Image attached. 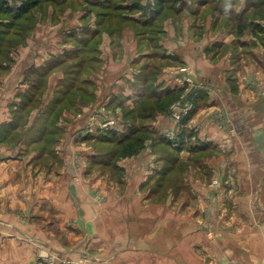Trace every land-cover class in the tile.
Instances as JSON below:
<instances>
[{
  "label": "crops",
  "instance_id": "obj_1",
  "mask_svg": "<svg viewBox=\"0 0 264 264\" xmlns=\"http://www.w3.org/2000/svg\"><path fill=\"white\" fill-rule=\"evenodd\" d=\"M185 1L199 3L196 24L167 26L148 95L129 70L71 90L34 37L27 60L12 49L0 61V264H264V35L246 9L235 32L208 17L202 30L206 2ZM103 80L125 115L98 101ZM172 99L194 106L179 124ZM147 101L136 119L156 144L119 153ZM106 139L113 152L93 146Z\"/></svg>",
  "mask_w": 264,
  "mask_h": 264
},
{
  "label": "rangeland",
  "instance_id": "obj_2",
  "mask_svg": "<svg viewBox=\"0 0 264 264\" xmlns=\"http://www.w3.org/2000/svg\"><path fill=\"white\" fill-rule=\"evenodd\" d=\"M5 1L8 8H12V15L15 14V11L22 4L35 5L29 16H21L19 20L8 21L4 16H0V46L16 50L17 54H15V58L27 60L28 55L25 52L31 47L27 46L28 49L24 51L22 47L26 41L27 43L33 41L32 37L38 38V40H43L49 44L48 48H45L44 51L43 48L39 49L45 56L47 53L54 56V59L49 64L55 63V60L59 61L66 58L64 62L66 61L67 64L63 65L62 61L59 62L60 64H56L55 70L59 71H53L55 72L53 78L66 76L67 81L65 83L70 84L71 90H76L83 84L88 85V83H93V87H95L96 83L93 81L87 83L82 81L84 77H89L90 74L97 73L98 75H104L115 73L119 76L125 75L126 71L129 70V72L133 71V73L137 74L138 82L136 85L139 86L140 91L147 90V95L153 90L154 85L152 82L155 76L162 71L161 63L165 62L162 60H166V51L163 44L166 40L167 26L169 25V29H172V26L175 24H181L180 28H182L183 24H196L197 16L191 15L199 6L197 1L194 2L193 7L188 6V2L185 0H164V3L162 0ZM199 2H206L207 4L205 9H199L202 13L201 22L198 25L202 26H200L202 30H205V19L208 17L211 18L210 24L213 25V22L217 21L221 24V27L225 28L226 33L235 32L238 26V14H240L238 10L241 12V9H246L249 12L247 15H253L255 20L258 21L253 24L252 30L254 28L258 29L260 32L259 37L264 35V0H199ZM215 26L212 27L215 28ZM202 30L199 31L200 33L198 31L195 33L203 35L204 31ZM178 32V30L174 31L176 37L182 35ZM32 48L34 51V47ZM223 49L219 50V54H228L235 51V48L230 46L225 50ZM0 57H2V54ZM4 58H8L7 60H9L10 57L9 55H5ZM77 67L79 68L78 70ZM70 73L79 77L77 79L75 77L74 79ZM143 77H148L151 81L146 87L142 85ZM36 79L39 80V78ZM71 79H74L75 83H72ZM104 81L101 83L102 87L100 89L97 88V92L100 94L98 101H101V103L104 101L105 104L113 103L110 110L115 114L118 109V115H125L127 109L119 105L116 100L112 99L113 102H111V97H107L109 88ZM93 87L90 88L96 90ZM119 88H117L114 94L119 95L123 100L124 98L122 97H124L126 88ZM136 88L133 87L132 89L136 91ZM71 99L73 98H69V100ZM91 100L86 96L83 97L84 105L86 103L85 106H88ZM150 102H144V106L140 108L138 113L128 119L132 120L134 125L131 128L127 127L126 130L130 131L132 128V130L141 128L138 129L140 133L137 135V138L150 139L156 144V136L149 134V131L146 134L142 130L145 121L136 119L138 115L139 117L142 116L141 112H147L148 105L151 104ZM175 104L170 106L171 116L172 106ZM65 108L74 110L70 103L64 105L56 111L58 113L52 116L51 123L57 121L61 112L66 110ZM111 142L113 143V140ZM111 142L110 139H106L100 142L101 144L95 142L93 146H100L101 151L104 152H113L115 146ZM128 146L133 150L138 144L132 142ZM117 151L125 153L123 149H118ZM100 198L103 200L102 197ZM46 260L47 263L45 264H59L56 258L53 257H48ZM62 264L73 263L66 261Z\"/></svg>",
  "mask_w": 264,
  "mask_h": 264
},
{
  "label": "trees",
  "instance_id": "obj_3",
  "mask_svg": "<svg viewBox=\"0 0 264 264\" xmlns=\"http://www.w3.org/2000/svg\"><path fill=\"white\" fill-rule=\"evenodd\" d=\"M6 1L5 0H0V16H4L6 19H8V21L10 20V21H15V20H19V19H21L20 17L22 16V17H26V16H29V14H30V12L32 11V9H34L35 8V5L34 4H29V5H24V4H22L16 11H15V14H13L12 15V12H11V9L12 8H8V6L6 5V3H5ZM162 2L164 3V0H162ZM3 31H4V29H3ZM3 36V35H2ZM13 48H3V46H0V56H1V54H2V57H0V61L1 60H7V59H5L4 58V56L5 55H8V53L12 50ZM64 60H66V58H63V59H61V60H56L55 62V64H60L59 62H61L63 65H65V64H67L66 63V61L64 62ZM64 62V63H63ZM75 69V68H74ZM74 69H72V70H74ZM79 68L77 67V70H78ZM70 75H72V77L75 79V75L74 74H72V73H70ZM74 79H71L70 81L73 83L74 82ZM75 83V82H74ZM147 91V90H146ZM152 91V90H151ZM150 91V92H151ZM150 94V93H149ZM72 97V96H71ZM174 100H175V98H174ZM172 101H173V99L169 102V105L170 104H172ZM55 111V110H54ZM56 113H58V112H56ZM56 113H54V115L56 114ZM53 115V116H54ZM138 129H141V128H138ZM138 129H134L133 131H132V133L130 134L131 136H134L132 139L133 140H131L128 144H126V145H124L123 146V150L124 151H127V153H132V152H135V151H138L140 148H142V143L144 142V140L146 139V138H137V135L140 133V131L138 130ZM142 130H143V132L144 133H146V134H148V131L145 129V128H142ZM142 132V131H141ZM130 136V137H131ZM140 139V140H139ZM112 140V139H111ZM116 141L117 140H113V142L114 143H116ZM132 142H135V143H137L138 144V146L135 148V149H131L128 145H130V143H132ZM117 144V143H116Z\"/></svg>",
  "mask_w": 264,
  "mask_h": 264
},
{
  "label": "built area",
  "instance_id": "obj_4",
  "mask_svg": "<svg viewBox=\"0 0 264 264\" xmlns=\"http://www.w3.org/2000/svg\"><path fill=\"white\" fill-rule=\"evenodd\" d=\"M185 69L180 70V72H185ZM188 76V75H187ZM185 83L187 84H193V80H191V77H187ZM193 104L190 102H185L184 104L180 105V104H175L174 106H172V118L173 120L179 124L180 122H182V120L184 118H186L193 110ZM111 123V122H109ZM109 123H107V125H104V127H107L109 125Z\"/></svg>",
  "mask_w": 264,
  "mask_h": 264
}]
</instances>
